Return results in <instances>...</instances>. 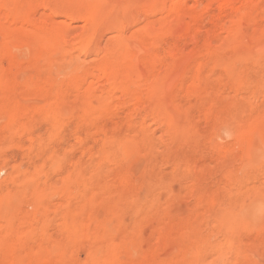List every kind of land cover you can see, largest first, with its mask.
<instances>
[{"label":"rangeland","instance_id":"obj_1","mask_svg":"<svg viewBox=\"0 0 264 264\" xmlns=\"http://www.w3.org/2000/svg\"><path fill=\"white\" fill-rule=\"evenodd\" d=\"M0 264H264V0H0Z\"/></svg>","mask_w":264,"mask_h":264},{"label":"bare ground","instance_id":"obj_2","mask_svg":"<svg viewBox=\"0 0 264 264\" xmlns=\"http://www.w3.org/2000/svg\"><path fill=\"white\" fill-rule=\"evenodd\" d=\"M221 2H222V1H221ZM179 14H180V12H179ZM34 28H35V27H34ZM34 28H33V29H34ZM57 32H58V31H57ZM42 36H43V35H42ZM57 45H58V44H57ZM52 50H53V49H52Z\"/></svg>","mask_w":264,"mask_h":264}]
</instances>
